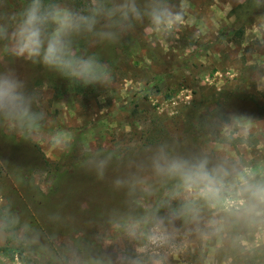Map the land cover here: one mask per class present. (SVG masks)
Instances as JSON below:
<instances>
[{"label":"rangeland","instance_id":"obj_1","mask_svg":"<svg viewBox=\"0 0 264 264\" xmlns=\"http://www.w3.org/2000/svg\"><path fill=\"white\" fill-rule=\"evenodd\" d=\"M22 2L7 0L8 11ZM184 3L182 25L166 36L139 23L116 44L75 39L78 53L112 67L104 87L14 58L0 43V71L23 82L36 114L24 127L0 119V249L14 255L0 251V264H264V231L221 228L208 209L177 217L173 181L151 167L163 146L264 175V16L246 18L264 0Z\"/></svg>","mask_w":264,"mask_h":264},{"label":"clouds","instance_id":"obj_2","mask_svg":"<svg viewBox=\"0 0 264 264\" xmlns=\"http://www.w3.org/2000/svg\"><path fill=\"white\" fill-rule=\"evenodd\" d=\"M185 7L184 0L178 8L170 0H88L83 9L70 6L68 0H23L18 10L9 12L7 0H0V43L14 58L40 63L84 87H104L112 81V67L95 53H78L77 37H92L94 44H116L139 23L166 36L182 25ZM32 103L16 74L0 71V119L24 127L36 119ZM230 133L226 127L225 134ZM54 142L58 147L67 144L60 135ZM105 166L100 162L101 176ZM151 167L157 176L173 181L168 195L180 202L177 217L197 216L208 209L220 218L221 228L237 222L264 231V175L248 168L234 171L207 157L169 156L163 146ZM136 227L129 229L130 236H135ZM156 235L160 241L162 235Z\"/></svg>","mask_w":264,"mask_h":264},{"label":"trees","instance_id":"obj_3","mask_svg":"<svg viewBox=\"0 0 264 264\" xmlns=\"http://www.w3.org/2000/svg\"><path fill=\"white\" fill-rule=\"evenodd\" d=\"M262 7H263V11L261 13H254V11L252 10V11H250L248 13V15L246 16V18H248V16H250V17H252V16H259V15L264 16V4H262ZM249 21L247 22V24L249 23ZM0 251L3 252L9 258V260H11V261L14 260V255L10 251H8L6 249H0Z\"/></svg>","mask_w":264,"mask_h":264}]
</instances>
